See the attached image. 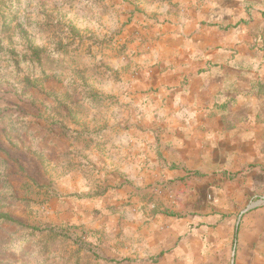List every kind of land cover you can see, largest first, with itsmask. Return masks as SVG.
Instances as JSON below:
<instances>
[{
	"label": "rangeland",
	"instance_id": "rangeland-1",
	"mask_svg": "<svg viewBox=\"0 0 264 264\" xmlns=\"http://www.w3.org/2000/svg\"><path fill=\"white\" fill-rule=\"evenodd\" d=\"M172 1L0 0V211L18 221L0 222V264L131 262L150 222L179 225L191 263L264 264V166L231 176L218 242L217 186L169 174L171 128L143 104ZM35 229L59 240L44 253Z\"/></svg>",
	"mask_w": 264,
	"mask_h": 264
},
{
	"label": "crops",
	"instance_id": "crops-1",
	"mask_svg": "<svg viewBox=\"0 0 264 264\" xmlns=\"http://www.w3.org/2000/svg\"><path fill=\"white\" fill-rule=\"evenodd\" d=\"M172 2L179 12L162 26L166 48L141 75L143 104L156 123L171 128L178 162L169 174H195L217 186L220 242L231 221L223 205L239 201L231 176L264 166V0ZM259 217L264 221V211ZM149 225L121 252L133 257L122 264H200L190 258L199 249L175 246L179 225Z\"/></svg>",
	"mask_w": 264,
	"mask_h": 264
},
{
	"label": "trees",
	"instance_id": "trees-1",
	"mask_svg": "<svg viewBox=\"0 0 264 264\" xmlns=\"http://www.w3.org/2000/svg\"><path fill=\"white\" fill-rule=\"evenodd\" d=\"M5 221H7V222H18L17 220L13 219V217L9 213L0 211V222H5ZM35 230L37 231L36 233L38 235L46 234L48 236L45 243L43 244L44 253H46L51 248H53V246L59 240V238H57L58 236L54 235V233L51 230H47V229H44V230L35 229ZM82 232L84 234L86 233V231H84V230ZM79 240H80V242H79L80 244L85 243L87 245H90V243H87V242L81 240V237H79Z\"/></svg>",
	"mask_w": 264,
	"mask_h": 264
},
{
	"label": "water",
	"instance_id": "water-1",
	"mask_svg": "<svg viewBox=\"0 0 264 264\" xmlns=\"http://www.w3.org/2000/svg\"><path fill=\"white\" fill-rule=\"evenodd\" d=\"M257 205L260 206V205H262V203L260 202V203H258ZM257 205H255V206H257Z\"/></svg>",
	"mask_w": 264,
	"mask_h": 264
}]
</instances>
